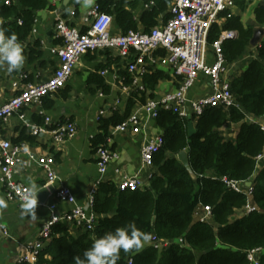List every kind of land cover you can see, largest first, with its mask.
<instances>
[{
  "label": "trees",
  "instance_id": "16d2710c",
  "mask_svg": "<svg viewBox=\"0 0 264 264\" xmlns=\"http://www.w3.org/2000/svg\"><path fill=\"white\" fill-rule=\"evenodd\" d=\"M5 1L0 0V28L6 29V35L15 33L20 43L32 34L38 13L57 10L50 0H11L10 5H5ZM134 1L129 3L131 10L126 8L125 0H98V5L102 12L115 15L116 24L124 34L139 31L140 27L149 33L159 25L161 16L167 20L169 7L166 3L144 0L147 5L151 2L154 5L143 13L140 22L136 21L132 10L137 6V0ZM252 4L253 0H235L242 12ZM77 14L78 9L75 10ZM255 16L256 23L264 26V5L257 7ZM226 31L237 32V37L226 40L222 46L226 62L233 63L251 47L256 28L244 26L240 17L231 16L223 27H212L209 45L216 43ZM31 53V57L39 56L35 48H31ZM171 79L168 71L147 69L143 76L145 92L141 93L139 102L145 104L147 99H155L158 85ZM97 81L104 93H109L103 80ZM124 83L131 85L130 75H125ZM231 85L240 109H208L202 117L192 120L197 130L193 137L188 134V120L161 110L155 122L164 145L154 158L153 168L157 172L151 177L150 184L131 192L120 191L112 182H101L93 194V207L98 216L94 231L78 230L79 235L75 236L68 225L57 224L49 245L39 255L38 264H73V257L82 256L96 239L129 222L149 234L150 239L156 236L172 245L160 252L154 246L145 247L148 239L139 251L121 252L118 264H130V261L132 264H251L248 252L264 250V167L253 182L254 202L261 213L250 216H237L246 204V197L228 189L221 178L251 182L258 170L257 158L264 155L262 124L247 123L248 117L264 118V39L257 58L240 77L231 81ZM146 93H149L148 98ZM133 107L130 100L125 113L117 111L110 118L100 119L101 134L93 141L94 151L99 145L109 147L110 130L124 122ZM229 123L241 124L235 141L221 133ZM33 139L22 134L14 144ZM184 150L189 154L192 172L177 159ZM200 205L212 208V222L204 223L195 218ZM260 262L264 264V254Z\"/></svg>",
  "mask_w": 264,
  "mask_h": 264
},
{
  "label": "built area",
  "instance_id": "2783aa9c",
  "mask_svg": "<svg viewBox=\"0 0 264 264\" xmlns=\"http://www.w3.org/2000/svg\"><path fill=\"white\" fill-rule=\"evenodd\" d=\"M10 4L11 0L5 1V5ZM259 4L264 5V0H260ZM152 5H154L153 2L148 7ZM234 6L235 0H171L166 21L163 17L162 22L149 33L130 31L120 36L112 34L114 18L100 10L98 0L83 19L81 28L71 26L65 19H58L55 32L57 38L62 42L56 51L59 60L58 68L51 78L43 83L22 87L19 82H15L12 85L15 95L0 105V123L18 116L33 137H50L52 145L59 150L65 143L76 137L78 133L76 124L72 121L56 123L50 117H45L43 124H34L28 121L23 114L24 109L41 105L44 99L64 89L82 56L88 53L115 50L126 63L127 71L132 79L131 86L139 96L145 92L140 78H143L147 73L150 65L161 70L166 68V71L170 72L172 77L178 81L175 90L165 93L160 98H149L145 104L137 105L135 111L113 129L116 134H145V130L151 122L156 121L161 110L171 111L183 120H189V118L193 120L202 117L208 109H240L232 93L231 81L224 76L227 62L222 52L223 43L237 37V32H223L220 39L212 46L208 42L212 27L220 26L223 21L231 18L232 14L229 11ZM19 23L21 24L20 21ZM210 53H213V63H209ZM107 73L104 71L101 75L105 76ZM200 75H204L210 80V92L188 100V94ZM26 78L27 76L23 75L20 79L24 81ZM261 127L264 131V124ZM24 145L22 143L14 144L11 140L0 137V180L7 199L21 204L28 198L30 189L16 180V172L18 167L26 161L35 164L44 171L47 177V186L53 184L57 179L54 170L55 154L36 156L30 152L29 148L28 151H24ZM163 145L164 139L160 130L154 138H146L141 150L144 168H153L154 158L161 151ZM95 153L96 166L101 179H103L108 173L110 165L117 159V155L106 145H99ZM262 160H264V155L257 158V167ZM211 178L216 179L213 176ZM221 181L231 191L246 197V204L241 210L243 216L261 213L260 208L254 202L255 187L252 181L250 186H247V182H237L226 177L221 178ZM101 182L102 180L98 181L97 186ZM145 184L136 176L123 179L117 186L120 191L134 192L143 189ZM95 191L92 193L89 207L86 209L77 206L76 199L69 188L58 189L55 196L74 207L64 216L53 215L42 226L39 241L36 244L50 241L52 231L59 223L68 225L72 231H94L98 223V216L93 207ZM40 205L38 203V206ZM195 216L200 222L210 223L212 208L200 205ZM1 229L3 228L0 227ZM2 231L7 234L6 231ZM150 242L159 251L168 249L172 245V242L160 240L156 236H153ZM179 243L182 245L183 240L180 239ZM36 244L27 245L24 256L17 264H38L40 251ZM262 254H264V250L248 252V260L251 264H261ZM130 264H132L131 261Z\"/></svg>",
  "mask_w": 264,
  "mask_h": 264
},
{
  "label": "crops",
  "instance_id": "0c3cea01",
  "mask_svg": "<svg viewBox=\"0 0 264 264\" xmlns=\"http://www.w3.org/2000/svg\"><path fill=\"white\" fill-rule=\"evenodd\" d=\"M125 1L128 3L126 8L131 10L129 3H135V1ZM50 2L56 6L57 10H45L38 13L32 34L25 42L21 43L26 57L23 69L9 74L6 71V65L0 66V105L15 95V91L12 89L15 82H19L23 87L29 84L43 83L51 78L59 66L56 51L62 44L55 32L57 20L65 19L71 26L81 28L83 19L91 10L81 7L76 0H73L62 13H59L63 3L56 0H50ZM259 2L260 0H253V4L249 5L245 12H242L236 5L229 11L232 16L240 17L244 26L255 27L259 34L256 43L252 44L251 42V47L243 57L233 63H227L224 76L229 81L240 77L258 56V48L264 39V26H259L256 23L255 16V11L260 5ZM136 4L137 6L132 11L135 20L140 22V18L145 11L149 10V7L144 0H137ZM76 9H78V14L73 15ZM112 17L114 18L112 34L115 36L123 35L124 33L116 24L115 15ZM163 17L164 15L160 17L159 23L162 22ZM228 19L223 21L220 27H223ZM139 31H143L142 27L139 28ZM31 48H35L39 56L33 55L31 57ZM213 62V53H210L209 63ZM126 67V63L116 50L88 53L81 57L64 89L44 99L41 105L24 109L23 114L28 121L34 124H43L45 117L52 118L56 123L72 121L76 124L78 133L74 139L65 143L59 150L52 145L50 137H34L31 142H19V144H27L30 152L36 156L55 154L54 170L57 179L53 184H48V186L54 187L55 192L49 196L45 204L38 202L41 205L37 206V219H32L23 213L21 203L7 199L0 180V227L3 228L0 230V264H17L24 256L27 245H35L39 241L42 226L53 215L64 216L73 209L72 204L55 196L56 191L61 187L69 188L76 199L77 206L87 209L91 195L97 190V183L100 180L118 185L123 179L137 176L146 183L145 185L150 184V178L157 172V169L143 167L141 150L146 138L152 139L159 133L156 122L149 124L145 134H116L113 132L114 128L111 129V137L107 142L109 147L113 148L117 159L110 165L109 171L103 179H101L96 166L97 157L93 149V141L101 134L100 119L110 118L117 111L121 114L125 113L130 100L134 103L132 112L135 111L137 105L142 104L139 102L141 96L137 95L136 90L131 85L124 83L125 75H130ZM151 68L156 69L150 65L148 69ZM104 71L108 73L102 76L101 73ZM23 75H26L27 78L21 81L20 78ZM170 76L172 78L170 81L161 82L158 85L155 98H160L165 93L175 90L178 81L171 74ZM99 78L103 80L104 86L109 88V93H104L97 81ZM140 83L143 85V78H140ZM210 88V80L206 76L200 75L188 94V100L206 95L210 92ZM148 97L149 93H146V98ZM247 123L264 124V118L248 117ZM240 127L241 124L229 123L221 129V133L228 140L235 141ZM22 134L32 136L30 130L22 124L18 116L0 123L1 138L16 143L15 140ZM263 167L264 160L259 163L252 182ZM16 180L29 189L33 184L38 185L39 189L48 187L44 171L29 161L18 167ZM237 216L243 217L242 212H238ZM195 218L197 219L196 216ZM210 222H212V218ZM2 230L6 231L7 234H4ZM73 234L79 235L78 230H74ZM36 245L41 253L49 245V241ZM148 246H153V244L146 241L145 247ZM163 251L165 249L160 252Z\"/></svg>",
  "mask_w": 264,
  "mask_h": 264
},
{
  "label": "clouds",
  "instance_id": "9594fccd",
  "mask_svg": "<svg viewBox=\"0 0 264 264\" xmlns=\"http://www.w3.org/2000/svg\"><path fill=\"white\" fill-rule=\"evenodd\" d=\"M81 7L92 9L96 0H77ZM6 29L0 28V66L6 65L9 74L23 69L26 57L23 46L18 41L17 35L5 34ZM24 151H28L27 144ZM39 186L33 184L29 190L28 198L22 203L23 213L32 219H37ZM150 239L149 234L140 231L134 222H129L124 227L105 233L96 239L82 256H74L73 264H118L121 252L139 251L143 242Z\"/></svg>",
  "mask_w": 264,
  "mask_h": 264
},
{
  "label": "water",
  "instance_id": "95a60500",
  "mask_svg": "<svg viewBox=\"0 0 264 264\" xmlns=\"http://www.w3.org/2000/svg\"><path fill=\"white\" fill-rule=\"evenodd\" d=\"M71 1H73V0H64L63 5H62L61 9L59 10V13H62V11H64L66 9V7L70 4ZM161 1L166 3L168 6L171 5V0H161ZM258 37H259V34H258V32H256L254 39L252 40V44L256 43V41L258 40ZM196 133H197V130L194 126V122L192 121L191 118H189V120H188L189 137H193ZM177 159L189 172H192L189 154L186 150L181 151L177 155ZM246 184H247V186H250L252 183L247 182ZM54 192H55V189L52 186L43 187L37 193L38 202L41 204H45L46 201L48 200L49 196L52 195Z\"/></svg>",
  "mask_w": 264,
  "mask_h": 264
},
{
  "label": "rangeland",
  "instance_id": "374dc122",
  "mask_svg": "<svg viewBox=\"0 0 264 264\" xmlns=\"http://www.w3.org/2000/svg\"><path fill=\"white\" fill-rule=\"evenodd\" d=\"M77 1V0H76Z\"/></svg>",
  "mask_w": 264,
  "mask_h": 264
}]
</instances>
